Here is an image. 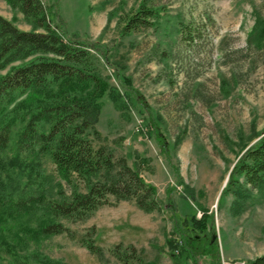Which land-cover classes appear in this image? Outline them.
<instances>
[{
    "label": "rangeland",
    "instance_id": "obj_1",
    "mask_svg": "<svg viewBox=\"0 0 264 264\" xmlns=\"http://www.w3.org/2000/svg\"><path fill=\"white\" fill-rule=\"evenodd\" d=\"M41 2L64 31L63 40L96 47L90 51L98 73L115 98L105 94L99 100L94 146H105L137 170L155 188L161 208L145 213L133 201L110 197L109 205L83 220L45 215L48 203L68 201L73 191L85 189L75 180L65 182L48 155L18 148L35 105L28 93L14 92L0 116V125L12 123L10 141L0 149V213L34 208L0 224L12 251L21 259L39 255L62 264H122L112 253L122 245V251L132 246L145 264H173L167 241L178 243L182 222L206 211L220 264H249L263 256L264 191L247 187L251 196L237 213L234 196H220L237 160L264 136V0ZM142 4L157 18L147 29L126 33L127 20ZM0 16L22 31L33 30L3 0ZM31 60L8 65L0 76ZM44 219L67 231L33 238ZM200 236L206 241L212 232ZM87 239L102 250L101 260L87 250ZM197 264L212 261L201 255Z\"/></svg>",
    "mask_w": 264,
    "mask_h": 264
},
{
    "label": "trees",
    "instance_id": "obj_2",
    "mask_svg": "<svg viewBox=\"0 0 264 264\" xmlns=\"http://www.w3.org/2000/svg\"><path fill=\"white\" fill-rule=\"evenodd\" d=\"M3 1L18 11L33 30L22 31L0 16V70L14 62L32 59L0 76V116L12 102L14 92L28 93L35 110L19 132L18 148L48 155L65 182L75 180L85 189L84 193L73 191L68 201L48 203L44 207L45 215L83 220L98 207L109 205L110 197L115 202L133 201L145 213L160 210L155 188L147 184L137 170L130 168L124 158L115 159L105 146L93 144L92 136L99 140L94 127L101 111L99 100L105 94L115 100L109 84L99 75L97 59L90 51L96 47L79 40H63L64 31L52 24L41 0ZM156 18V12L142 4L127 20L124 30L130 33L137 28L147 29ZM40 124L48 125V130L39 131ZM11 126V122L0 125V149L10 141ZM247 187L264 191V136L237 160L220 197L232 194L234 212H241L251 196ZM32 208L15 209V213L7 208L4 214L0 213V224L4 225L6 218L15 219L20 211L29 213ZM182 224L185 226L183 232L179 231L182 244L167 241L173 264H187L189 260L197 264L201 255L209 256L212 264H220L212 217L202 211L200 218L191 216ZM66 231L60 223L44 219L31 234L33 238H42ZM209 232L212 237L204 241L200 235ZM5 238L4 233H0V261L5 260L6 264H62L39 255H33L30 260L21 259ZM84 245L102 259V250L93 240H85ZM121 249L122 245H116L112 253L122 264H145L132 246ZM249 264H264V255Z\"/></svg>",
    "mask_w": 264,
    "mask_h": 264
},
{
    "label": "built area",
    "instance_id": "obj_3",
    "mask_svg": "<svg viewBox=\"0 0 264 264\" xmlns=\"http://www.w3.org/2000/svg\"><path fill=\"white\" fill-rule=\"evenodd\" d=\"M178 245H181V241L180 240L178 241Z\"/></svg>",
    "mask_w": 264,
    "mask_h": 264
}]
</instances>
